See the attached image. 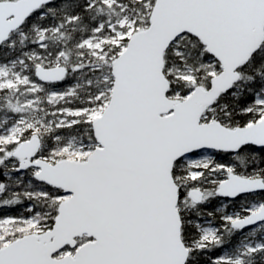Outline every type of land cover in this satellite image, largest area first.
Wrapping results in <instances>:
<instances>
[{
  "label": "snow or ice",
  "instance_id": "snow-or-ice-1",
  "mask_svg": "<svg viewBox=\"0 0 264 264\" xmlns=\"http://www.w3.org/2000/svg\"><path fill=\"white\" fill-rule=\"evenodd\" d=\"M6 5L0 264H264V0Z\"/></svg>",
  "mask_w": 264,
  "mask_h": 264
},
{
  "label": "rangeland",
  "instance_id": "rangeland-1",
  "mask_svg": "<svg viewBox=\"0 0 264 264\" xmlns=\"http://www.w3.org/2000/svg\"><path fill=\"white\" fill-rule=\"evenodd\" d=\"M113 2L114 0H105L106 4H112ZM127 2L128 0H124L125 4H127ZM141 15L143 16V13L139 12L137 16H133L132 12L129 11L127 13L122 14L121 17L118 18V22L131 24V20H129L128 17H132L133 19H138V18H142ZM73 26L75 25L68 26V28H66V31L70 29L69 27H73ZM129 34H131V30ZM105 35L107 36V33H105ZM111 39H115V38H111ZM14 46L20 48V52L19 50L14 51L15 49ZM0 48H1L0 49V76L5 77V79L2 81V84L4 87H8L10 84L13 85V90L7 93L0 94V105H2V107H0V121H2L6 116L10 115V109L13 106L24 107L26 104L29 103V98L26 97L25 95L17 93L14 87L16 84L22 85L24 83L23 79L20 78V72H19V70L22 69V65L19 64V57L21 53L24 51V49L21 48L20 38L15 40V38L12 35L11 38H8V40H6L4 45L1 46ZM87 59L88 58L86 57L85 60ZM13 61H17L16 70L12 69ZM76 63H78V61L76 59V56L74 55L72 57V64H76ZM96 63L99 64V63H102V61H96ZM104 72H107V69H104L103 72L100 73V75H103ZM9 73H11V75H9ZM76 75L81 78V87L79 89V95L80 97L84 98L87 96V93L89 91L88 88L86 87V81L89 78H92L94 81L97 73H93L89 69H84L83 72L77 73ZM69 76L71 77L72 73L69 72ZM30 90L31 89L21 88V93L28 92ZM92 91L94 92L95 88H93ZM29 122L31 123V121ZM22 126L27 127V125H22ZM8 139H10V137H4L5 141H7ZM0 211H7V210L0 209ZM7 215H10V214H7Z\"/></svg>",
  "mask_w": 264,
  "mask_h": 264
},
{
  "label": "trees",
  "instance_id": "trees-1",
  "mask_svg": "<svg viewBox=\"0 0 264 264\" xmlns=\"http://www.w3.org/2000/svg\"><path fill=\"white\" fill-rule=\"evenodd\" d=\"M58 2H61V3H69V4H72V3H78V4H80L81 6H83V4H84V0H58ZM107 10V9H106ZM72 10L71 9H68V10H66V13H70ZM66 13H58L57 14V19L59 20L60 18H62ZM143 13V16H142V18H144V17H146V16H148L149 14L147 13V12H142ZM81 15L84 17V20H83V22L82 23H80V24H76L75 25V27L79 30V28H81V27H83V28H85V31L83 32V33H80L79 31H77V33H76V35L77 36H87L88 35V33H89V31L91 30V27H92V22H91V20L89 19V16H90V14L89 13H84L82 10H81ZM119 17H121V15L119 16ZM100 19H105V18H100ZM47 22V21H46ZM70 26V25H69ZM69 28H71V27H69ZM68 30H70V29H68ZM13 37L15 38V40H17L18 38H19V36H17V35H13ZM30 38H31V34H30ZM16 42V41H15ZM14 48L16 49H14V51H18L19 50V52H20V48H18V47H16V46H14ZM1 49V48H0ZM53 51H54V49H53ZM7 214H10V215H15V214H17V212L16 211H0V215H7Z\"/></svg>",
  "mask_w": 264,
  "mask_h": 264
},
{
  "label": "water",
  "instance_id": "water-1",
  "mask_svg": "<svg viewBox=\"0 0 264 264\" xmlns=\"http://www.w3.org/2000/svg\"><path fill=\"white\" fill-rule=\"evenodd\" d=\"M25 6H29L33 3V0H23ZM21 9L20 11H23ZM0 13L5 16H8V20L6 22L0 23V44L7 40L9 36V24H11L15 20V16L18 14V11L15 7L5 6L3 9H0ZM133 34V33H131Z\"/></svg>",
  "mask_w": 264,
  "mask_h": 264
}]
</instances>
